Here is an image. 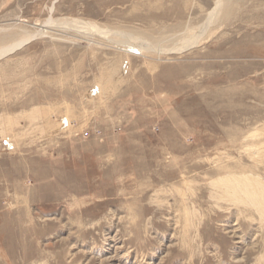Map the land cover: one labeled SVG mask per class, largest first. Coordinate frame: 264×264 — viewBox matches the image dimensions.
Instances as JSON below:
<instances>
[{
  "label": "rangeland",
  "instance_id": "1",
  "mask_svg": "<svg viewBox=\"0 0 264 264\" xmlns=\"http://www.w3.org/2000/svg\"><path fill=\"white\" fill-rule=\"evenodd\" d=\"M216 2L0 0V264H264V0Z\"/></svg>",
  "mask_w": 264,
  "mask_h": 264
},
{
  "label": "bare ground",
  "instance_id": "2",
  "mask_svg": "<svg viewBox=\"0 0 264 264\" xmlns=\"http://www.w3.org/2000/svg\"><path fill=\"white\" fill-rule=\"evenodd\" d=\"M222 1L223 0H217V2H216V8L210 13V16H209V18H208V21H207V24H205L204 26H206L207 27V29H208V24H210V23H212V21L214 20V18H215V16L219 13V11L221 10V5H222ZM210 26V25H209ZM91 28H93V29H95V28H97V26L95 27L94 25H91ZM204 29H205V27H204ZM207 29H205L206 31H207ZM206 31L204 32V33H206ZM203 32V31H202ZM204 33H202L201 35H197L196 37H197V39L195 40V41H193V43L192 44H198V42H199V40L201 39V36L202 35H204ZM196 34V33H195ZM179 51V50H178ZM3 53V52H2ZM4 54V53H3ZM1 55V54H0ZM258 150V149H257ZM238 176V175H237ZM240 176V175H239ZM231 177V176H230ZM234 177V176H233ZM238 178V177H237ZM243 178V177H242ZM250 178V177H249ZM229 179H231V178H229ZM232 180V179H231ZM234 180V179H233ZM250 180V179H249ZM248 179H247V181H249ZM224 181H225V179H224ZM235 182V181H234ZM241 182V181H240ZM224 183V182H223ZM226 183V182H225ZM228 183H229V181H228ZM236 183V182H235ZM238 183V182H237ZM256 183V182H255ZM227 184V183H226ZM232 184H233V182H232ZM244 184V183H243ZM246 184V183H245ZM248 184V183H247ZM259 184V183H258ZM234 185V184H233ZM253 185V184H252ZM228 186V185H227ZM247 185H245V187H246ZM237 187V186H236ZM236 187H233L232 189H234V188H236ZM241 187V186H240ZM251 187V186H250ZM227 188H229V187H227ZM239 190V189H238ZM247 190V189H246ZM241 191V190H240ZM248 191V190H247ZM246 191V192H247ZM233 192V191H232ZM256 192V191H255ZM261 192V191H260ZM234 193V192H233ZM241 193V192H240ZM251 193V192H250ZM257 193V192H256ZM237 194V193H236ZM235 194V195H236ZM242 194V193H241ZM258 194H260V193H258ZM262 194V193H261ZM260 194V195H261ZM231 195V194H230ZM229 195V196H230ZM256 194H254L253 195V198L254 199H256V196H255ZM234 196V195H233ZM233 196H232V198H233ZM241 196H243V195H241ZM264 196V195H263ZM258 197V196H257ZM260 199V198H259ZM251 201H252V199H250ZM260 201H261V199H260ZM254 202V201H253ZM262 202V201H261ZM263 204V203H262ZM262 208H264V207H262ZM263 210V209H262ZM264 211V210H263ZM261 213V212H260Z\"/></svg>",
  "mask_w": 264,
  "mask_h": 264
}]
</instances>
